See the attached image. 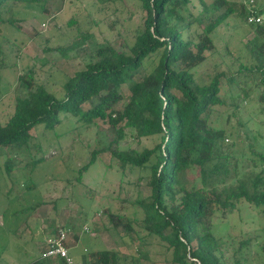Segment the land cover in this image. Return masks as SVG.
I'll list each match as a JSON object with an SVG mask.
<instances>
[{"label":"trees","instance_id":"16d2710c","mask_svg":"<svg viewBox=\"0 0 264 264\" xmlns=\"http://www.w3.org/2000/svg\"><path fill=\"white\" fill-rule=\"evenodd\" d=\"M137 1L145 15L134 42L123 32L109 39L86 31L57 49L66 58L81 50L92 59L63 84L61 98L37 83L34 71L18 75L15 110L0 118V171L45 159V145L32 131L44 126L60 140L66 132L56 128L73 120L71 132L94 133L91 141L80 139L90 158L77 170L76 187H85L84 173L98 160L118 172L120 187L128 170L144 172L136 193L120 200V213L106 209L127 245L154 241L171 264H264V226L217 233L243 204L264 219V47L257 36L248 41L244 51L252 61H243L228 48L219 52L214 38L229 19L250 32H264V24L247 22L250 0ZM46 2L0 0V27L20 20L19 6L45 10ZM253 103L258 112L244 117ZM233 117L245 134L232 126ZM144 139L153 147L133 145ZM143 258L132 246L127 254L96 251L89 264H144Z\"/></svg>","mask_w":264,"mask_h":264},{"label":"rangeland","instance_id":"374dc122","mask_svg":"<svg viewBox=\"0 0 264 264\" xmlns=\"http://www.w3.org/2000/svg\"><path fill=\"white\" fill-rule=\"evenodd\" d=\"M44 8L19 6L15 17L20 20L13 26L0 27L2 120L15 110L16 80L20 73L34 71L37 83L46 82L61 98L63 84L76 72L83 71L92 59L81 54V50L77 56L71 54L66 58L57 51L59 47L67 48L86 31L109 39L123 32L132 43L145 15L137 0H47ZM224 10L221 8L218 14ZM256 36L264 47L263 30L250 32L246 24L229 19L228 24L216 30L214 38L219 52L225 53L228 48L233 56L252 61L251 55L245 53L244 45ZM47 48L54 51H46ZM146 65L148 71L154 67L151 61ZM258 108L254 103L248 105L243 116L247 118L251 113H257ZM238 121V117H233L232 126L245 134ZM98 123L104 126L102 121L98 120ZM74 127L73 120L58 126L57 133L66 132L60 140L55 131H48L44 126L33 130L35 142L45 145V159L38 156V161L33 162L27 158L29 165H19L11 173L0 171V264H61L56 259L41 257V247L60 227L70 230V255L87 264L96 251L115 249L127 254L132 246L141 251L144 264H171L164 261L163 250L154 241L147 245L132 243L128 246V238L121 237L122 228H113L108 216L110 211L120 213V200L128 192L136 193V182L144 175L140 168L128 170L120 187L118 172L107 169L98 160L84 173L85 187H76L77 170L90 158L88 150L80 145V139L91 141L94 133L85 129L71 132ZM133 145L140 150L144 146L153 147L149 139H144L142 144L135 141ZM19 162L23 163V160ZM4 163L5 159L1 158V170ZM263 226L264 219L257 211L243 204L217 227V233L220 235L230 230L234 234H246Z\"/></svg>","mask_w":264,"mask_h":264},{"label":"built area","instance_id":"2783aa9c","mask_svg":"<svg viewBox=\"0 0 264 264\" xmlns=\"http://www.w3.org/2000/svg\"><path fill=\"white\" fill-rule=\"evenodd\" d=\"M249 3L252 11L248 14L247 22L254 25L264 24V3L259 4L256 0H250ZM259 9L263 10V13L260 14ZM69 234V229H58L55 234L51 235L45 241L44 251L41 257L43 259L61 260L64 264H86L70 255L68 248Z\"/></svg>","mask_w":264,"mask_h":264},{"label":"crops","instance_id":"0c3cea01","mask_svg":"<svg viewBox=\"0 0 264 264\" xmlns=\"http://www.w3.org/2000/svg\"><path fill=\"white\" fill-rule=\"evenodd\" d=\"M68 248L70 249L69 245H68ZM85 250V249H84ZM69 253H70V250H69ZM82 261V260H81Z\"/></svg>","mask_w":264,"mask_h":264},{"label":"clouds","instance_id":"9594fccd","mask_svg":"<svg viewBox=\"0 0 264 264\" xmlns=\"http://www.w3.org/2000/svg\"><path fill=\"white\" fill-rule=\"evenodd\" d=\"M85 251H86V249H85ZM81 261V260H80Z\"/></svg>","mask_w":264,"mask_h":264}]
</instances>
